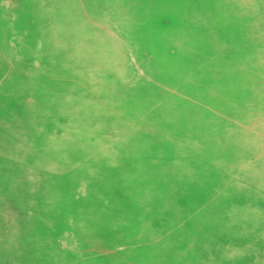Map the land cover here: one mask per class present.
<instances>
[{
	"label": "rangeland",
	"instance_id": "obj_1",
	"mask_svg": "<svg viewBox=\"0 0 264 264\" xmlns=\"http://www.w3.org/2000/svg\"><path fill=\"white\" fill-rule=\"evenodd\" d=\"M139 1L146 8L140 9ZM163 2L0 0V61L21 67L23 79L55 69L50 81L36 86L72 91V111L62 108L58 97H52V105L40 101L38 108L27 101L32 118H26L24 101L20 104L21 84L0 93V138L34 146L21 155L0 153L6 166L0 170V264H264V0H234V11L232 0H186L196 11L190 15L170 11ZM25 8L46 11H38L40 25L49 27L56 23L48 12H68L62 26L72 33L62 35V52L33 50L23 42ZM234 17L237 23L229 28ZM71 45L72 58H66ZM184 57L194 60L196 76L183 81L169 74L166 98L180 101L192 87L202 91L214 85L222 102L201 100V127L174 131L156 122L145 132L134 128L103 81L113 71H133L136 77L120 87L131 99L138 94L155 99L157 61L172 70ZM219 64L224 70L238 67L234 79L212 74ZM252 71H261V77L255 81ZM7 78L1 69L0 86ZM98 96L117 109L105 122L74 109L95 105ZM143 109L153 120L155 113ZM249 110L256 119L242 115ZM69 128L76 134L73 130H93L88 139L94 147L75 137L71 147ZM47 133L53 143L41 141L40 134ZM184 135L192 145L184 143ZM145 137L156 154H140L149 142L144 145ZM46 149L64 157L60 170L48 169L51 164L43 158L32 159V151L44 156ZM100 150L118 160L106 161ZM155 162H162L165 172L140 171ZM14 165L21 168L15 176ZM51 178L61 181L64 199L44 206L37 189ZM122 178L117 190L115 182ZM224 247L240 250L237 260L223 258Z\"/></svg>",
	"mask_w": 264,
	"mask_h": 264
},
{
	"label": "bare ground",
	"instance_id": "obj_2",
	"mask_svg": "<svg viewBox=\"0 0 264 264\" xmlns=\"http://www.w3.org/2000/svg\"><path fill=\"white\" fill-rule=\"evenodd\" d=\"M186 0H166V2H163V4H166L167 7H169L170 11H173L175 13H181V14H194L196 11L192 10L190 5L188 3H185ZM203 2L210 1V0H202ZM214 1H219V0H214ZM233 1L229 2V6H232V11L235 10ZM125 2V0H124ZM130 2V0H128ZM185 3V4H184ZM190 3V1H189ZM139 6L140 9L146 8V3L143 1H139ZM196 7V6H195ZM38 11H42L43 15L46 14V11L43 10H34L32 8H25L24 13H25V20L23 21V28L24 30L27 31L28 35H26L23 39L24 43H31V47L33 50L36 48L38 49H45L49 51H57V52H62L60 48V43L61 39L63 38L62 35H66L67 31L69 30L68 28H64L62 24L66 23L68 21V12L67 11H50L48 12L49 18H51V15L53 13V19L56 23V25H60L59 29L56 30V25L51 24L49 26H44L40 25L41 21V14L38 13ZM217 11V10H216ZM211 16V15H210ZM4 19L0 18V23ZM233 21L231 22L229 28L234 27V25L237 23V19L235 17L232 19ZM230 30V29H229ZM70 31V30H69ZM71 32V31H70ZM72 33V32H71ZM191 33V32H190ZM229 33V31H228ZM227 33V34H228ZM251 34H254V31L250 32ZM250 33H246L248 37H252L254 35H250ZM8 35V34H7ZM7 35L4 36V34L1 36L3 40L7 37ZM192 35V33H191ZM229 37H231L228 34ZM182 39L183 37H179L178 40ZM10 42V41H9ZM177 42V41H176ZM11 43V42H10ZM246 43H243L241 46H244ZM45 45L44 47H42ZM1 48V46H0ZM178 42L176 43L175 49H178ZM250 48V45H247L245 47V53L248 51ZM141 53H144L142 50ZM72 56V45L70 48V52L67 55L66 58H70ZM62 57V56H60ZM72 58V57H71ZM146 58V57H145ZM148 58V56H147ZM174 59H177L175 56ZM2 64L0 65V72L1 69L5 70L8 72V78L7 81L2 83L0 86V93L4 94L7 90L14 88L12 85H18L21 84V100L20 104L22 101V107L24 108L25 112L27 114L26 118H32L33 116V111H30L29 109L25 108V105L28 102H30L31 108L34 106L38 108V105L40 101H43L44 104H49L52 105L54 103L52 97H58V104L64 108L67 111H72V91H69V88H65L64 86L60 85L58 86L55 92L48 91V90H43L42 88L36 86V84L40 83L39 81H43L46 79V81H50L48 78H52L53 74L56 72L55 69H48L42 72H34L25 79L22 78V73H21V67L16 66V64H11L9 61H0ZM194 60L191 58H186L184 57L183 59H178L176 61L174 69H169L167 67L163 66L162 61H157L156 63V76L155 80L152 84V86L155 87V94H153L156 98L152 99L149 98L148 96H140L139 94L136 96L135 100L131 99L129 97V91L123 87H120L123 85L125 82L129 81L130 79L136 77L133 73L131 72H124L122 71L121 74L118 72L112 73L111 76L107 77V80H104L103 82L107 84H110L109 88H113L112 91L113 97H115L116 103L115 105L119 107L118 111L123 110L128 112V116L130 117V120L134 124V128L141 129L143 132L148 130V128H153L158 122L159 124H163L166 129H171V130H181L184 128H190V127H201L204 124V111L200 108V103L202 99L206 98H213V100L216 101L215 105H219L222 102V97H221V89H219L217 86L210 85L208 88L202 91L196 90L195 87L191 88V91H189L186 94L182 95V99L180 101L178 100H172V98L167 99L168 97V89L169 86L165 83V79H167L169 74H178V77L180 80L187 81L189 79H192V77L196 76L195 67L194 66ZM241 68H245L244 66H241ZM237 69H229V70H224L223 66L221 64L216 65L215 68L211 71L212 74L216 76H221V74H228L231 78L234 79ZM64 73H68L67 75L70 74L69 71L66 69L63 70ZM49 75V76H48ZM249 75L256 81V79H259L261 77V71H252L251 73L249 72ZM249 76V77H250ZM2 78V77H1ZM101 79H104L103 77ZM52 82V81H51ZM259 84V83H258ZM135 86L133 87V92L135 90ZM51 88V87H50ZM103 96H98L96 97L95 100H100L101 101H95V105H92L90 107H85L84 110L82 109L81 106H75L74 109L76 112H79L81 116L88 115L89 112L93 116L92 118H95V121L97 120L98 122H104L109 118L111 114L114 113V110L116 109L114 106L108 107L107 105H104L105 102L102 100ZM255 102V101H254ZM152 103H154V106H152ZM260 103V102H258ZM264 103V102H263ZM262 103V104H263ZM257 104V103H256ZM261 104V103H260ZM245 106V105H244ZM256 106V105H255ZM263 107V106H262ZM115 108V109H114ZM147 108L150 111H153L155 113L154 121L149 119L146 113H144V109ZM249 108V107H248ZM239 109V108H238ZM264 110V109H263ZM117 111V109H116ZM219 113V112H218ZM247 114V115H246ZM244 117H248V121H252L253 119L257 118V113L255 111H247L245 114L242 113ZM102 116V117H99ZM97 123V122H96ZM211 124V123H210ZM220 128V127H219ZM37 130V129H36ZM40 131V130H39ZM79 132V134L72 133V128L68 129V133L66 135L67 138V143L72 147V137L77 138L78 143L79 142H86L87 146L94 147L91 142H89L90 139V133H92L93 130H90V132L86 133L84 131L80 130H73ZM182 131V130H181ZM37 132V131H35ZM94 132V131H93ZM262 133V132H261ZM143 135V134H141ZM139 136V138L141 137ZM89 136V137H88ZM41 141L44 143H53V138L52 133H47L46 136L40 134ZM39 138V139H40ZM89 138V139H88ZM98 138L100 141L103 139L102 135H99ZM138 138V139H139ZM58 139V138H57ZM160 139V137H159ZM59 140V139H58ZM149 140L147 147L144 149V146L139 150L140 154L142 155H152L156 154L157 152L155 151L154 144H153V150H152V140L150 138L145 137V142ZM184 143L188 145H192L193 141L188 137L187 135H184L183 137ZM56 143V142H54ZM63 143V141H62ZM159 147L165 144L163 142V138L158 141ZM99 147V146H98ZM34 148V146L31 147H22L19 143L18 140H16L14 137L11 136H2L0 138V153H7V154H12V155H21L27 151H30L29 149ZM42 149H40L41 151ZM46 153H39L40 151L34 150L32 151V159L35 157V159L39 162L41 158L44 159V161H48L51 165L50 168L51 170H60L64 164V157L61 158H56L57 156V151L58 150H49L46 149ZM162 151H160L161 153ZM190 153V152H189ZM98 154H102V158H104L106 161L113 159L114 162H116L118 159H116L115 156H110L109 152L105 150H100L98 151ZM185 157V156H184ZM187 157V156H186ZM189 158V157H188ZM193 158V157H191ZM176 159V158H175ZM165 160V159H164ZM117 164V163H114ZM116 166V165H115ZM6 167V166H5ZM4 167V168H5ZM3 168V162L0 159V170L4 169ZM181 167H178L180 169ZM21 169L20 167H17L14 165L12 167V171H14V176L17 174H20ZM163 169H165V165L162 162H155V163H149L142 169H140L141 172H147V171H162L165 172ZM14 178V177H13ZM54 181V182H50ZM151 181V180H149ZM4 182V181H3ZM61 181L54 180L53 178L49 179V181L46 183V185H41L37 189V193H39L38 197L41 199L40 202L44 204V206H47L50 204V201L52 199L54 200H63L64 199V191H61L62 188L58 184ZM123 182V178L115 182V186L118 188L117 190L121 189V185ZM145 199V198H144ZM198 201V200H197ZM199 203V202H198ZM3 205H1L2 207ZM169 214V213H168ZM5 235V233H4ZM12 236V235H10ZM12 239V238H11ZM221 255H224L223 258H230L233 260H237L236 254H240V250L238 249H231V247H224L222 250H220ZM166 253H164L165 255ZM263 259V258H261ZM201 264V263H200Z\"/></svg>",
	"mask_w": 264,
	"mask_h": 264
}]
</instances>
